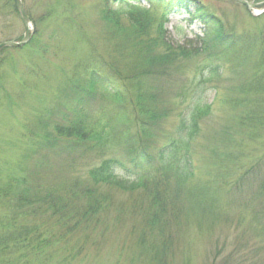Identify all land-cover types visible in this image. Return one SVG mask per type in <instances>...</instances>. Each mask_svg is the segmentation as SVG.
<instances>
[{
    "label": "rangeland",
    "instance_id": "374dc122",
    "mask_svg": "<svg viewBox=\"0 0 264 264\" xmlns=\"http://www.w3.org/2000/svg\"><path fill=\"white\" fill-rule=\"evenodd\" d=\"M192 1L160 8L167 0H22L31 23L30 41L0 52L3 177L26 178L42 191H60L86 181L92 165L104 159L114 157L125 163L131 158L127 143L113 131L103 137V149L92 150L85 146L72 150L64 140L48 145L45 136L52 138L57 125H71L82 109L102 132L108 122L114 123L120 107L106 93L105 84L88 90L82 86H88L95 73L101 81L108 83L107 78L116 76L130 90L134 88L135 78L144 71L138 66L145 65L146 56L132 46L133 40L145 33L159 34L161 27L168 45L193 56L185 61L179 58L175 61L178 69L161 77L162 96L171 100L189 85L197 90L202 86L198 91L202 104L212 105V114L200 123L194 142L195 177L189 193L179 199L177 213L169 212L165 220L153 222L141 213L147 207L144 191L128 193L107 185L94 200L111 204L101 206L100 213L85 224L79 218L68 220L72 232L65 244L54 248L55 252L61 246L67 250L59 251L51 264H61V255L65 264H264V195L260 193L264 133L259 137L253 124L237 125L235 118L243 109L223 103L237 99L238 88H248L260 77L264 64L258 69L255 65L264 47V7L250 10L231 0ZM200 12L212 19L198 20ZM210 22L218 27L209 31L206 24ZM208 32L242 45L259 38L258 47L246 48L239 56L233 52L220 57ZM24 37L25 25L15 0H0V45L20 43ZM263 55L262 51V61ZM206 56H212L211 63L203 61ZM210 65L217 66L218 73L211 79ZM201 69L206 71L202 80ZM183 110L171 115L165 130H176ZM115 171L125 181L135 180ZM83 190L59 194L68 200L66 214L77 203L85 206ZM51 220V224L56 221Z\"/></svg>",
    "mask_w": 264,
    "mask_h": 264
},
{
    "label": "trees",
    "instance_id": "16d2710c",
    "mask_svg": "<svg viewBox=\"0 0 264 264\" xmlns=\"http://www.w3.org/2000/svg\"><path fill=\"white\" fill-rule=\"evenodd\" d=\"M183 2L193 1L167 0L165 4L164 2L159 4V7L173 8ZM119 4L121 3L117 5ZM203 13L197 17L198 20L212 19L206 12ZM206 25L209 31L218 27L214 22ZM224 27H220L219 30L223 31ZM162 29L161 27L159 34L145 33L142 37L139 36L133 40L135 45L132 46H138L139 51L144 52L146 56L145 61L143 59L145 65L138 66L144 71L139 75L138 80L134 77V88L131 87L130 90L126 81H119L116 76L107 78L108 83L105 80L101 81L95 73H91V80L87 82L88 86L80 85L84 90H88L93 86L95 89L98 83L105 84L106 93L112 96L120 107V112L114 115L116 116L114 123L108 122L107 129L102 132L103 129H96V126L90 123L89 114L82 109L75 113V119L71 125H57L54 127L52 138L49 134L45 136L48 145L64 140L70 143L68 147L72 150L82 146L92 150L93 148L103 149L105 147L103 137L106 136V132L113 131L120 141L127 143L126 149L130 151L131 158L125 163L116 161L114 157L111 160L104 159L100 164L92 165L87 173L86 181H78L74 186L62 188L60 191L58 189L42 191L26 178H5L0 172V264H51L53 258L59 255L57 254L59 251L67 250L66 246H61L56 252L54 250L62 243L65 244V238L72 232L67 221L75 218H79L77 220L83 223L86 220L91 221L100 213L101 206L107 208L111 204V201L103 200L100 205L94 200L95 195L102 192L101 188L107 185L128 193L144 191L147 207H145L146 212L141 213L151 218L153 222L154 219L165 220L169 212L172 214L178 212L180 209L177 206L178 201L189 193V183L195 177L196 135L200 131V123L212 114V105L202 104V92H198L202 86L197 90L189 85L171 100L162 96L161 77L169 76L172 70L178 69V62L175 61L179 58L183 61L193 58L187 54V51L168 45L162 38L165 33ZM206 34L214 42V49L218 50L220 57L230 56L233 52L234 55L239 56V52L246 48L256 50L258 47L259 38L254 40L256 41L254 43L244 41L242 45L229 40L225 42L216 33ZM262 51L264 52V47L261 48L260 63L255 65L257 69L262 68L264 64ZM136 54L138 55V51ZM195 55L201 57L199 54ZM219 56L214 58L218 60ZM206 57L203 61L211 63L212 56ZM238 60L242 62V59L238 58ZM215 68L213 65L207 68L210 79L218 75ZM201 71L202 80L206 71L203 69ZM202 83V81L199 82V84ZM166 92L169 93L168 90ZM236 93L239 94L237 99H230L231 101L227 99L223 103L235 109L241 107L242 112L235 118L237 125L250 127L253 124L255 132L260 133L258 136L263 137L261 133H264V65L260 77L256 78L248 88L245 86L238 88ZM183 108L176 130H165L166 121L172 114ZM159 133L161 138L158 137ZM93 140L95 143L91 144ZM115 170H120L135 180L125 181L116 174ZM260 186V193L264 195V180ZM80 189H84L85 206L81 201V206L77 203L73 206L74 208L70 207L72 208L70 214H66L64 209H67L65 205L68 204V200L59 194L66 190L67 195H73ZM101 197L104 196L101 194ZM143 204L142 202L140 206L143 207ZM51 218L56 220L53 224L50 223ZM59 228L64 230L57 232ZM61 257V264H65L62 262L65 259L64 256L61 255Z\"/></svg>",
    "mask_w": 264,
    "mask_h": 264
},
{
    "label": "water",
    "instance_id": "95a60500",
    "mask_svg": "<svg viewBox=\"0 0 264 264\" xmlns=\"http://www.w3.org/2000/svg\"><path fill=\"white\" fill-rule=\"evenodd\" d=\"M234 2H237L241 5H243L244 7L253 10V9H258L260 7H264V3L261 4H256V3H252V2H247L246 0H231ZM16 2V9L18 11V13L20 14L23 23L25 25V37L22 40V42L20 43H14V42H8V43H4L0 45V52L5 49V48H21L24 47L29 41H30V19L24 9V5L22 0H15Z\"/></svg>",
    "mask_w": 264,
    "mask_h": 264
}]
</instances>
